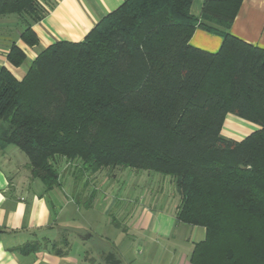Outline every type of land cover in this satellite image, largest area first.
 Masks as SVG:
<instances>
[{"label":"trees","instance_id":"trees-1","mask_svg":"<svg viewBox=\"0 0 264 264\" xmlns=\"http://www.w3.org/2000/svg\"><path fill=\"white\" fill-rule=\"evenodd\" d=\"M126 0L83 41L38 54L18 80L0 70V148L25 154L33 178L60 186L75 176L133 169L170 177L181 196L178 219L205 229L194 264H264V50L230 34L243 0ZM47 0H0L20 38L39 44L33 25ZM206 21L208 24L204 23ZM201 29L223 38L217 53L190 42ZM13 44L8 61L22 66ZM228 115L259 129L226 138Z\"/></svg>","mask_w":264,"mask_h":264},{"label":"crops","instance_id":"crops-1","mask_svg":"<svg viewBox=\"0 0 264 264\" xmlns=\"http://www.w3.org/2000/svg\"><path fill=\"white\" fill-rule=\"evenodd\" d=\"M47 1L51 6L48 15L33 25L39 38L36 46L22 42L23 28L16 16L0 18V70L7 68L18 80L26 76L39 53L60 41H83L101 19L126 0ZM205 1H193L194 17L202 19ZM229 32L264 50V0H243ZM222 43V37L201 29L190 42L210 53H217ZM13 44L27 57L20 67L8 61ZM4 127L0 121V131ZM258 129L252 122L228 115L222 135L242 141ZM69 175L74 181L72 199L63 192L64 186L48 190L33 178L29 161L18 148H0V264H107L109 253L115 254L120 264H194L192 252L206 232L178 219L179 193L178 202H93L95 189L87 198L89 202H80L89 174ZM60 243L68 244L66 249L58 248Z\"/></svg>","mask_w":264,"mask_h":264},{"label":"rangeland","instance_id":"rangeland-1","mask_svg":"<svg viewBox=\"0 0 264 264\" xmlns=\"http://www.w3.org/2000/svg\"><path fill=\"white\" fill-rule=\"evenodd\" d=\"M52 3V2H51ZM65 163L60 167L59 172L62 175L60 186L63 187V192L72 199L73 190L70 188L73 180L70 178V173L77 172L79 163ZM62 162L60 165H62ZM67 165V166H66ZM71 168L66 174L64 170ZM75 170V171H74ZM73 175V174H72ZM88 187L80 194V202H89L87 198L94 191L96 200L93 202H178V191L170 177L162 176L149 171H137L133 169H114L103 170L95 175H89ZM80 187L82 185L80 183ZM79 192V189H76ZM180 195V194H179ZM77 196V195H76ZM80 219V217L78 216ZM77 218V219H78ZM68 244H57L58 248L66 249Z\"/></svg>","mask_w":264,"mask_h":264},{"label":"water","instance_id":"water-1","mask_svg":"<svg viewBox=\"0 0 264 264\" xmlns=\"http://www.w3.org/2000/svg\"><path fill=\"white\" fill-rule=\"evenodd\" d=\"M105 262L107 264H120V261L117 259L116 255L109 253L105 256Z\"/></svg>","mask_w":264,"mask_h":264}]
</instances>
